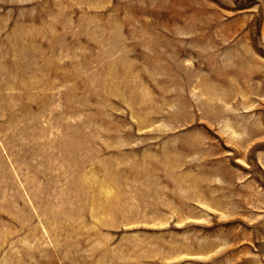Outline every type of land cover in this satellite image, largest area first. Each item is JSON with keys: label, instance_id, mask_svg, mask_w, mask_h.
<instances>
[{"label": "rangeland", "instance_id": "1", "mask_svg": "<svg viewBox=\"0 0 264 264\" xmlns=\"http://www.w3.org/2000/svg\"><path fill=\"white\" fill-rule=\"evenodd\" d=\"M0 264H264V0H0Z\"/></svg>", "mask_w": 264, "mask_h": 264}]
</instances>
